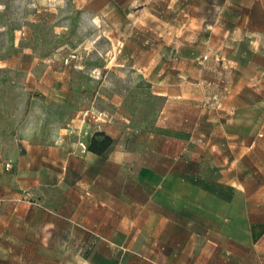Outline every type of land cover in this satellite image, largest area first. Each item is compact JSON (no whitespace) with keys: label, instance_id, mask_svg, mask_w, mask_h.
Listing matches in <instances>:
<instances>
[{"label":"rangeland","instance_id":"374dc122","mask_svg":"<svg viewBox=\"0 0 264 264\" xmlns=\"http://www.w3.org/2000/svg\"><path fill=\"white\" fill-rule=\"evenodd\" d=\"M211 1L0 0V101L71 117L60 124L74 130L68 145L83 122L109 123L129 163L173 151L177 173L218 163L225 177H261L264 18L223 24ZM10 81L25 89L11 94Z\"/></svg>","mask_w":264,"mask_h":264},{"label":"crops","instance_id":"0c3cea01","mask_svg":"<svg viewBox=\"0 0 264 264\" xmlns=\"http://www.w3.org/2000/svg\"><path fill=\"white\" fill-rule=\"evenodd\" d=\"M232 1H211L223 24L264 18V0ZM16 86L25 89L10 81L11 94ZM0 103L12 107L10 117L0 111V264H264L259 168L230 178L218 163L177 173L173 151L129 163L132 153L117 144L97 157L87 141L96 131L117 139L109 123L83 122L78 146L68 145L74 130L60 124L71 117L27 99ZM46 120L52 129H43Z\"/></svg>","mask_w":264,"mask_h":264},{"label":"trees","instance_id":"16d2710c","mask_svg":"<svg viewBox=\"0 0 264 264\" xmlns=\"http://www.w3.org/2000/svg\"><path fill=\"white\" fill-rule=\"evenodd\" d=\"M116 144L117 139L103 131H96L89 137L86 151L97 157L105 158L114 149Z\"/></svg>","mask_w":264,"mask_h":264},{"label":"built area","instance_id":"2783aa9c","mask_svg":"<svg viewBox=\"0 0 264 264\" xmlns=\"http://www.w3.org/2000/svg\"><path fill=\"white\" fill-rule=\"evenodd\" d=\"M4 169H5L6 171L10 170V169H11V165H10V163H5V164H4Z\"/></svg>","mask_w":264,"mask_h":264}]
</instances>
